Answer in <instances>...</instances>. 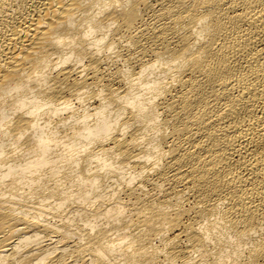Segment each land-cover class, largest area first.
<instances>
[{
    "label": "bare ground",
    "instance_id": "1",
    "mask_svg": "<svg viewBox=\"0 0 264 264\" xmlns=\"http://www.w3.org/2000/svg\"><path fill=\"white\" fill-rule=\"evenodd\" d=\"M0 264H264V0H0Z\"/></svg>",
    "mask_w": 264,
    "mask_h": 264
}]
</instances>
